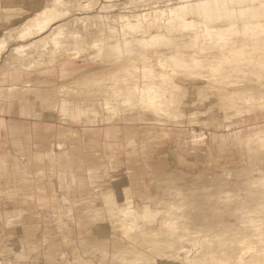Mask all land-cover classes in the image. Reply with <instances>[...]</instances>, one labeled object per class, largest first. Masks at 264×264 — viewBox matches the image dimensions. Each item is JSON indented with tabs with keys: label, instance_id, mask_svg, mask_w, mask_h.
Wrapping results in <instances>:
<instances>
[{
	"label": "rangeland",
	"instance_id": "rangeland-1",
	"mask_svg": "<svg viewBox=\"0 0 264 264\" xmlns=\"http://www.w3.org/2000/svg\"><path fill=\"white\" fill-rule=\"evenodd\" d=\"M199 1L202 0H42V3H48V5L53 6L52 9L55 8L54 10L57 12H60V9L62 8L67 9V14L64 15L61 12L58 19L55 20V22H52L51 26L46 30L42 32H36L34 28V31L32 30L31 32L32 35H28L25 40H18L8 44V46L3 49H0V68L3 67V64H5L6 57L9 54L13 44L24 42V44L30 45V43L33 41L35 44H31L32 46L30 45L29 47L30 55L29 58L25 60L26 67L24 70L30 72L40 69V71L47 72L51 75L55 74L57 76V80H40L28 77L25 80H31L29 83L31 85L29 91L23 93L19 90H12L11 85H7V88H3L5 86L0 88V96L3 94L4 90H6L8 94H20L24 99L21 104L22 114L33 115V105H39L45 113H49V118L53 121L49 120L48 122H52L53 125H65L70 127L84 125L86 127L85 122L73 121L69 117L63 115L57 106L65 97L72 98L74 96L77 98H82L86 96L85 93H87V96H96L98 99H104L106 96H108L110 87L107 85H93L95 91L90 95L88 91H82L81 84L83 82L80 81V79H78L79 81L75 80V78H77L80 74L79 70H76V72L73 73L70 72L69 69L71 67L64 65V62L73 60V58L77 57L76 55L79 53L89 52L94 54L97 52V50L92 48L85 50L83 43L79 41L70 42L68 37L63 36L61 38L62 51L60 53L55 52L57 48L52 50V48H49L42 41L43 37L49 32L53 25L55 26L58 22H64L66 19H69L71 16H73V14L75 15L77 13H82L84 15L85 13H83V11L85 10L82 8L86 4L90 5L91 7L93 5H97L98 7L96 11H99L103 5L107 6V8L103 11L105 16L106 14H127L128 16H131L130 10L132 8L128 7L131 5H136V10L132 11L133 15L147 13L154 10H160V12L163 13V10H165V17L169 18L172 16L168 14L170 9L176 8L178 5L188 4L190 2L196 3ZM249 1L255 0H248L247 2ZM36 3H40V1L0 0V13L3 14L0 15V21L5 22L7 19H14L18 15H22L29 10L34 11L35 6H37ZM260 3H263V5L257 10V12H259L257 16H254L251 11L249 12V10L243 13L239 10L229 9V16L226 20H222L221 17H217L214 22L209 21L212 26L214 24L218 25L215 26L216 34H213L212 41L219 44L226 42L225 48L227 49H229L231 43L234 41V43L238 44V48L244 52L246 57H249V59H247L249 60L247 61L248 64L236 65L221 63L219 65L218 72L211 75L209 83H206L207 80H204L203 78H194L189 76L183 78V76H180L178 73L173 79L166 80L163 82V84L160 83L159 85L167 90L166 93L170 94L173 99H177L176 102L171 104L172 113L176 112L177 114V108L182 107L187 111L194 110L195 114L193 115L200 119L210 118L211 113L212 115H216L219 118L222 117L223 119L226 112H233L227 110V108L232 105H236L242 108L239 112L235 111L234 113L249 114V116H247L248 118H251V116L255 117L264 115V112L255 113V111L252 109L257 102L264 101V37H259L264 36V26L255 30L250 29L247 31H245L243 27L244 22H249L251 26L264 24V17H262L264 15V0H260ZM109 4H113L114 7H110ZM223 8L224 5H221L220 9ZM23 16L25 17V21H27L26 24H28L35 18L36 14L32 12ZM202 16L203 15L197 11L193 13L187 12L184 18L193 20L196 24L185 26L184 28L182 26L181 29L180 27H176V31L167 32L169 34H167L169 38L178 39L182 36L180 31H184V40L180 44H182L181 50L187 52L188 55L194 53L195 55L201 56L203 53L197 43L210 37L208 31H206L203 26ZM135 19L136 18L133 17V20ZM256 19L261 20L257 21L256 23L254 22ZM229 20L235 22L237 32L231 39L228 36L227 40L222 38V33L219 29L225 28ZM120 24L121 22H119V25ZM136 30L138 31V29ZM131 32L135 33L134 30H131ZM225 33H229L228 30L225 31ZM0 34H4V32L1 31ZM248 34H255L257 37L252 38L249 37ZM194 35H196L195 38H193ZM134 37L135 36H131L129 39H133ZM121 40L123 41V39ZM192 41L194 42L191 43ZM208 41L210 40L208 39ZM154 44V47L149 48V50L147 49L148 56H150L151 59H155V57H157V53L167 56L172 51L176 50L173 47L170 48L167 43H161L157 45V42ZM139 47L140 45L133 47L135 49L134 53L140 52L138 51ZM47 51L51 52H48L49 55L47 58L37 57L38 54L44 56ZM108 51L109 49L106 48L104 54H107L103 57L105 64L100 68L102 70H107L109 67H111L112 70H114V67H116L118 70L122 71V68L119 67L120 61L116 60V58H119L120 55L128 56L129 54L124 51L121 54L119 53L120 51H114L113 54L110 53L109 60H114V62H111L110 64L109 61H106ZM86 61L94 62L90 59ZM165 61L167 63H171L168 56ZM95 64H98V62ZM18 65H15L14 67H17ZM237 66H243V68ZM100 68L97 70H100ZM169 68L170 67H167V69ZM242 69H246V73L243 72ZM8 70L10 69L8 66H6L5 72ZM97 70H94V72H96L94 77H105V73L98 74ZM255 70H259V72L263 73L261 79H254L250 77ZM63 71L66 72L65 75H62ZM137 71L141 72L142 69ZM20 72L21 73L14 75V77L16 79L21 78L23 81L25 77L24 75L27 74H22V71ZM157 78L161 79V77ZM6 79L7 78L4 80ZM172 80L179 82L182 85V89L184 91L174 87L173 83L171 82ZM257 80H262V82ZM25 98H29L30 100L33 98L34 100H31L33 105L28 101V99ZM36 99L40 101L38 105ZM205 108H207V112L201 111V109L203 110ZM248 109L251 110L247 112ZM147 112L149 111H144L140 114L145 115L146 118H148L147 115H149V117L152 119L159 115L160 117H165L166 122L169 124L187 125L191 126V128L194 127L197 131L194 135V138L196 139V145L199 147L204 145L207 146L206 142L207 138L209 137L208 133L206 132L207 129H213V132L218 134V130L213 128L212 125H207L203 122L200 123L202 125L199 123H191L190 117L187 115L173 116L167 112H161L157 115L155 114L154 116V113ZM224 119L223 121L228 120ZM43 120L47 119L44 118L40 121ZM238 120L239 118L234 115L232 122H236ZM260 121L261 119H259L257 122ZM23 122V125L34 126V121L31 118L24 119ZM253 123L254 122H251V125ZM200 128L203 130L201 131ZM239 129H241V124L231 127L230 132H235ZM152 131H150L149 134H145L143 137L147 138L149 136H153ZM261 133L264 136V129ZM69 135L74 138L76 133L72 130H67L64 137H67L68 139ZM110 136V134H105V138H109ZM216 138L218 137L216 136ZM87 139L90 141H95L92 137H88ZM133 142H136V140H131L127 143V146H131L133 149L136 148V143ZM62 145L63 143L60 141L58 146L62 147ZM190 145L192 152L198 157V161H203L204 158L202 154H205V150L201 148L199 154L194 151L193 144L191 142ZM234 148L235 150H229L231 153L230 156H227V159H229L227 163L229 164H226L227 167L223 170V166L199 168L191 173L180 170H169L163 172L162 174L150 176V181L148 182L150 191H147L146 185L141 184L144 186V188L140 191L144 192L140 193L139 195H152L153 197L150 199L151 202L155 204H165H158L159 206H154L151 208V210L160 209L162 210V213H168L169 211H177V209L181 206L180 211L187 216V222L184 225V227L187 229L181 231L184 234V237L183 239L179 238V241H176V245L178 244L177 247L185 246L183 249L184 251L182 249L180 250L181 252L179 257L181 259L175 254L169 252V249L171 248L167 246V243L171 241L172 238L167 237V234L160 236L157 235L154 239L149 237L147 240L142 237H134V240L132 241H127V239H122L120 236H117V230L122 225L132 224L129 220L128 211L139 210V207L136 206V198L139 197V195L134 196L135 186L131 187L128 183H124V186L119 190L121 192L117 193L115 183L95 182L94 179H99L96 176L97 173L93 175V178L90 177L88 179L90 181L86 180V182H80L79 180L72 178V180H69V182L65 183L64 185L61 182L57 184H46L43 179L44 177L41 176L40 179L43 181V183L42 185H39V183L35 181L37 178L33 177L32 174L36 175L37 171L46 167L27 166L26 169L30 173H24L23 181L20 183L17 181L18 178L15 175L14 180L10 182H4V176H0V179L2 180V182H0L1 192H4L1 190L3 187H8L10 185L12 188H14L15 185H20L21 187L25 188L23 191H21V193L19 191L16 194H8L5 192L6 198L0 200V204L3 205L4 208L3 210H0L1 217L5 215V210H8L10 211L11 216L14 218L13 220L11 217V223H8L7 221L5 223V219H3V217L0 218V261H2V264H190L187 260H185L186 258L184 257L183 252L185 253V251L190 249L194 241L199 239L201 240L204 236H207L208 238L210 237V239H213V244L211 246L212 249H218L219 242H230L240 237L238 231L248 226V224L243 221L244 214H242L245 203L255 205L258 201H260V204L254 209L250 210V213L254 215V212L264 216V188L256 189L257 191H255L254 194L246 192L245 195L240 199L236 196H233L234 194H232L231 197L224 192L227 188L232 187V189H234L235 185L230 184L228 186V181L226 185V182L222 180V178L225 176H230L232 177L231 180H235L233 175L245 169L250 175H261L262 173L258 170L260 169V165H256L259 160L255 157H260L264 161V145L259 143L258 140H255L254 142L249 143L247 146ZM52 153L55 154L53 151ZM135 154L140 156L141 152H135L134 155ZM6 159V156L3 158L0 157L1 164L9 165L10 162H13V165L9 166L13 170L15 162L12 160L6 161ZM262 167L263 165L261 168ZM91 171L94 170H90L89 167L86 170V173L92 176L88 173ZM101 173L106 174L107 170L101 171L99 169L98 175ZM130 173L135 175L137 174L135 170L131 172V170L124 169L123 167H113L111 168L110 176L108 177L121 179ZM104 177L105 175L102 176V178ZM63 186L67 189L68 194L70 195L77 193V186L81 188L80 190L83 191L86 196H91V192L94 191L95 198H91L90 202L85 203V205L82 206V213L73 215L74 211L72 207H69L68 211L66 212H64L62 209H59L58 213L55 212L56 216L53 217L55 219V229H52V232L49 233L53 242L42 246V243L37 244L36 241L37 235L40 231V224L38 223L39 220H36V218L39 217L37 215L31 214L28 210L29 208L26 205H28V202L30 201L29 198L25 197L21 199L20 197L21 195L32 197V192L36 191L38 192V203L41 205H50L51 201L53 202L54 199H46L45 193L48 190L52 192L56 191L57 187L62 189ZM86 196L82 198L84 202H86L88 199ZM121 200L127 203L129 207L128 210L121 206ZM64 201H69L70 203L71 199H64ZM58 202L62 204V200H59ZM55 204L56 202L54 201V205ZM172 204H176V206H170ZM32 206L35 207L34 202ZM67 218L70 219V222L66 220ZM143 225L147 227L148 230H153L154 227L159 229V227L162 226V222L158 219L146 220ZM247 231L250 232L251 229H247ZM178 234V232H175V235ZM262 236V233L257 232L254 238H261ZM158 240L163 242L159 244H152L148 248H144V242L150 241L153 243L157 242ZM246 247L247 249L245 250V254L253 253L256 248V246H251L250 244H247ZM207 248L209 247H202L201 245L197 246L196 253H194L192 256L194 260L191 264L204 263L205 255L203 254V251ZM20 249L26 250L28 253H17V251ZM8 251L11 253L8 254ZM114 252L115 255H112Z\"/></svg>",
	"mask_w": 264,
	"mask_h": 264
},
{
	"label": "bare ground",
	"instance_id": "bare-ground-1",
	"mask_svg": "<svg viewBox=\"0 0 264 264\" xmlns=\"http://www.w3.org/2000/svg\"><path fill=\"white\" fill-rule=\"evenodd\" d=\"M39 1L40 3H36L37 6H35L34 11L29 10L22 15H18L14 19H7L5 22L0 21V33L1 31L4 32V34H0V49H3L8 46V44H11L18 40H25L28 35H32L31 32L34 28L36 32H42L46 30L51 26L52 22H55V20L58 19L61 12L64 15L67 14V9L62 8L60 9V12H57L56 10H54L55 8L52 9L53 6H49L48 3H42V0ZM247 1L248 0H202L196 3L190 2L188 4L178 5L176 8L170 9L168 11V14L172 16L169 18L165 17V10H163V13H161L160 10H154L147 13L133 15L132 11L136 10V5H131L128 7L132 8L130 10L131 16H128L127 14H106L105 16L103 14V11L107 8V6L103 5L99 11H96L98 7L97 5H93L92 7L88 4L84 5V7L82 8L83 10H85L83 11V13H85L84 15L82 13H77L75 15L73 14V16H71L69 19H66L64 22H58L55 26L53 25L49 32L43 37L42 41L49 48H52V50H55V48H57L55 52L59 53L62 51L61 38L63 36L68 37L70 42L79 41L83 43V45L85 46V50L89 48L97 50V52H95L94 54L89 52L79 53L76 55L77 57L73 58V60L64 62V65L70 66L71 68L69 69V71L72 73L76 72V70H79L80 74L77 78H75V80L79 81L78 79H80V81L83 82L81 84L82 91H88L90 95L95 91L93 85L98 84L101 86L107 85L108 87H110V92L104 99H98L96 98V96H87V93H85L86 96L80 98L82 100H85L86 98L88 99V101L85 100L86 102L84 103L78 102V100L75 101L71 97H65L57 107L60 109L63 115L69 117L73 121L85 122V128L88 130H93L95 123L97 122H100V124L106 122L110 123L113 120H121L128 115L133 116L132 119L146 121L147 118L145 117V115L140 114L144 111L154 113V116L155 114L157 115L161 112H167L173 116L187 115L190 117L191 123L200 124L201 122H203L207 125H212L213 128L217 129L220 133H218V138H220V142L218 145L222 146L223 148L247 146L249 143L254 142L255 140H258L259 143L264 145V136L261 133L264 129V115L255 117L251 116V118H248L247 116H249V114L234 113L235 111L239 112L242 108L236 105H232L227 108V110L233 112H226L224 116L225 119H228L226 121H223L224 118L222 119V117L219 118L216 115H212V113L210 118L200 119L197 116L193 115L195 114L194 110L187 111L182 107L177 108V114L176 112L172 113L171 104L176 102L177 99H173L170 94L166 93L167 90L159 85L160 83L163 84V82H165L166 80L173 79L177 73L180 76L182 75L183 78H186L188 76L194 78H203L204 80H207L206 83H209L211 75L218 72L219 65L221 63L236 65L248 64L247 61L249 60L247 59H249V57H246L244 52L238 48V44L234 43V41L233 43H231L229 49L225 48L226 42L219 44L212 41L213 34H216L215 26L218 25L214 24L212 26L209 22H214L217 17H221L222 20H226L229 16L228 10H236L232 7L234 3ZM260 4L261 5L259 7H252L251 9L244 8L240 9L239 11L245 13L249 10V12L251 11L254 16H257L259 14L257 10L263 5V3ZM221 5H224L223 9H220ZM109 6L114 7L113 4H109ZM195 11L203 15V26L210 35V37L208 38L210 41H208V39H204L197 43L203 53L201 54V56L195 55L194 53L188 55L187 52L181 50L182 44L180 43H182L184 40V31H180L182 33V36L178 39L169 38L167 36V32L176 31V27H180L181 29L182 26L184 28L185 26L195 25L196 23L193 20L184 18L187 12L193 13ZM32 12L35 13L36 16L31 22L26 24L27 21H25V17L23 15ZM0 15L3 14L0 13ZM133 17H135L136 19L133 20ZM262 17H264V15ZM260 20L261 19H256V21L254 22L257 23V21ZM119 22H121L120 25ZM263 26L264 24L251 26L249 22L243 23L245 31L250 29L255 30ZM136 29H138V31ZM131 30H134L135 33L131 32ZM219 30L222 33V38H225L227 40L228 36L231 39L237 32L235 22L231 20L228 21L225 28H221ZM227 30L229 33H225V31ZM131 36L135 37L133 39H129V37ZM248 36L252 38L257 37L255 34H248ZM195 37L196 35H194L193 38ZM259 37L263 38L264 36ZM121 39H123V41ZM157 42V45L161 43H167L170 48L173 47L176 49L172 52L170 51L171 53L169 52L170 54L167 55L171 63H167L165 61L167 58V56L165 55L157 53V57H155V59H151L150 56H148L147 49L149 50V48L154 47V43ZM193 42L194 41H192L191 43ZM33 43L34 42L32 41L30 45ZM30 45L24 44V42L13 44L9 54L6 57L5 64H3V67L0 68V75L5 73L6 66H8L9 69L12 70L15 68H17L16 70L18 71L20 69V71L24 70L26 67L25 60L28 59L30 55ZM138 45H140L138 49V51L140 52L134 53L135 49L133 47ZM106 48L109 49L106 61H109L110 64L111 62H114L113 59L109 60L110 53L113 54L114 51H120L119 53L121 54L124 51L129 54L128 56L120 55V59L116 58V60L120 61L119 67L122 68V71L118 70V68L116 67H114V70H112L111 67H109L107 70H102L100 68L105 64V60L103 59V57L107 54H104ZM48 52L51 53L50 51H47L44 56L38 54L37 57L47 58L49 55ZM130 53L135 55H131ZM89 59L94 62H87L86 60ZM97 62L98 64H95ZM15 65L18 66L14 67ZM88 66H91V68L87 71H80L84 67ZM167 67L170 68L167 69ZM237 67L243 68V66ZM99 68L100 70H97ZM139 69H142V71L138 72L137 70ZM246 69H242L243 72L246 73ZM94 70H97L98 74L105 73V77H94V74H96ZM250 70L252 71L251 68ZM253 72L254 73L250 76L251 78L261 79V77L263 76V73L259 72V70H255ZM65 73L66 72L63 71L62 75H65ZM23 74L26 73L23 72ZM157 77H161V79ZM30 81L31 80L28 79L23 80L21 84H13L11 85V89L19 90L23 93L29 91L31 86L29 84ZM257 81L262 82V80ZM171 82L173 83L174 87L180 89L181 91H184L182 89V85L179 82H176L174 80H172ZM95 99L97 100V103L95 102ZM263 105L264 101H259L252 109L255 111V113H262L264 112ZM11 108L12 107L8 105L7 111H10ZM249 110L251 109H248L247 112H249ZM100 111L102 113H100ZM201 111L207 112V108L203 110L201 109ZM100 114L102 115L100 116ZM234 115L239 118V120L236 122H232V118ZM155 118L153 119L157 122L166 121L165 117H160L159 115L157 117L155 116ZM259 119H261V121L257 122ZM251 122L254 123L251 125ZM237 124H241V129L235 132H230V128ZM202 130L203 129H201V131ZM196 132L197 131L195 130V128L192 127L188 138L189 141L193 144L194 151L200 154L201 147L196 145V139L194 138ZM152 133L153 136L165 137L167 135V130L165 131L164 127L160 129L155 128L153 129ZM109 134H111L110 130L106 131V135ZM71 138L72 136L69 135L68 139ZM86 141L94 143V141H90L88 139ZM48 156L52 161V166L49 168H41L36 172L39 185H42L43 183V181L40 179L41 176H45L46 174H55L60 176L63 173L62 169L56 166V154L52 153L51 151ZM134 157L139 158L140 156L135 154ZM41 158L42 157H39L38 159ZM255 158L259 160L256 165H260V169L258 170L262 173L261 175H250L245 169L233 175L235 177V180H231L232 177L230 176H225L224 178H222V180L226 182V185L227 181L228 186L230 184L235 185L234 189H232L231 187L227 188L224 191L226 194H228V196L234 194L233 196L241 199L246 192L254 194L255 191H257L256 189L264 188V161L260 157ZM6 161H8V159H6ZM262 165L263 167L261 168ZM27 166L28 165H22L21 163L16 161L14 163V169L12 170L9 165H2L0 162V176H4V182H10L14 180L15 175L18 178L17 181H19L20 183L21 181H23V174L30 173L26 169ZM226 167L227 166L224 165L222 170ZM90 170L94 171L88 172L89 174L93 176L95 175V173H97L96 176H98V168L90 167ZM79 181L86 182V179L82 178L79 179ZM124 183L126 184V182L116 183L117 193L121 192L119 190L124 186ZM134 186L135 185L132 184L131 187ZM24 189L25 188L21 187L20 185H15L14 188H12V186L10 185L8 187H3V189L1 190L4 191V193L6 192L8 194H16L18 193V191L21 193V191H23ZM140 192V190L134 188V196H138ZM152 197V195H139V197H135L137 202L136 206L139 207V210L128 211L129 220L132 224L122 225L117 230V236H120L122 239H127V241H132L134 240V237H142L147 240V238L149 237L154 239L157 235L160 236L167 234V237L172 238V240L167 243V246L172 249H169V252L175 254L178 258H180V250H183L185 246L177 247L178 244L176 245V241L179 238L183 239L184 237V234L181 231L187 229L184 227L187 222V216L180 211L181 206L177 209V211H169L168 213H162V210L160 209L151 210V208H153L154 206H159L158 204H160L151 202L150 199ZM259 202L260 201H258L255 205H251L250 203L244 204V211H242V214H244L243 221L247 223L248 226L238 231L240 237H237L239 238L230 242L221 241L218 243V249H212L211 246L213 244V239L204 236L201 240L199 239L194 241L191 248L185 251V253L183 252L184 257L186 258L185 260H187L191 264L194 260L192 256L194 253H196L197 246L201 245L202 247H209L203 251V254L205 255V262L202 264H264V216L254 212V215L250 213V210L254 209L257 205L260 204ZM121 206L124 207V209H129L127 203L122 200ZM170 206L174 207L176 206V204H172ZM2 217L3 219H5V223L6 221L8 223H11L12 216L10 211L5 210V215ZM2 217L0 215V218ZM153 219L160 220L162 222V226H160L159 229H156L157 227H154L153 230H148V228L143 224L146 222V220ZM247 229H251V231L248 232ZM175 232H178L179 234L175 235ZM257 232L262 233L263 236L261 238H254ZM161 242L163 241L158 240L157 242L153 243L150 241H146L143 243V245L144 248H148L152 244H159ZM247 244L256 246L253 253L245 254ZM10 253L11 252H9L8 254ZM17 253L27 254L28 251L20 249L17 251ZM112 255H115V252ZM121 258L123 259L122 256ZM0 264H2V261H0Z\"/></svg>",
	"mask_w": 264,
	"mask_h": 264
},
{
	"label": "crops",
	"instance_id": "crops-1",
	"mask_svg": "<svg viewBox=\"0 0 264 264\" xmlns=\"http://www.w3.org/2000/svg\"><path fill=\"white\" fill-rule=\"evenodd\" d=\"M260 0L249 1V2H237L232 5L236 10L244 8L259 7ZM91 66L84 67L81 72H85L90 69ZM10 69L4 74L0 75V88H7V85L21 84V78L16 79L14 75L21 73L20 70ZM24 80L28 77L33 79H51L57 80L55 74L51 75L47 72L40 71V69L27 71L22 70ZM13 76V77H11ZM7 78L6 80H4ZM5 84V85H3ZM33 105L31 98H25ZM75 101L84 103L88 101L86 98L82 100L77 97H72ZM24 99L18 93L8 94L4 90L0 96V157H7L9 161L19 162L22 165H28L29 167H41L44 166L49 168L52 166V161L48 154L51 151L55 152L56 166L62 169V174H46L43 176L46 184L62 183L63 185L69 180L73 179H86L90 176L86 173V170L91 168H98L101 171L107 170L106 174L101 173L94 179L97 183H119L126 182L130 186L135 184L136 189L143 190L146 185L147 191L149 188L150 176L162 174L169 170H180L184 172H194L199 168H206L210 166H224L229 159L231 149L235 150L234 147L223 148L218 145L220 138L215 132L207 129L209 137L207 138V146H201L205 150V154H202L204 160L199 162L198 157L191 150L189 141V134L191 132V126L169 124L166 121L160 122L150 118L149 115L146 121L139 119H132L133 116H125L121 120H113L112 122L95 123L93 130H88L84 125L82 126H65V125H53L50 120L49 113H45L38 105L40 102L37 100V105H33V115H25L21 113V104ZM97 103V100L95 99ZM7 105L12 108L7 111ZM100 113H102L100 111ZM102 114H100L101 116ZM138 115V114H136ZM99 116V117H100ZM31 118L33 119V125H23V120ZM47 119L40 121L42 119ZM53 121V120H50ZM41 125H40V124ZM145 126V127H144ZM237 126V125H236ZM239 126V125H238ZM165 128L167 135L161 136H149L144 138L145 134H149L155 128ZM198 128V126H197ZM67 130H72L76 133V136L71 139L64 137ZM110 130V137L105 138L106 131ZM61 136V137H60ZM88 137L94 138V143L86 141ZM131 140H136V148L128 147L127 143ZM62 142V147L58 146L59 142ZM135 152H141L139 158L134 157ZM236 155V154H234ZM42 157L41 159H38ZM13 165V162L9 163V166ZM123 167L129 169L131 172L136 171L135 174H128L123 178H109L111 168ZM33 177L38 178L32 174ZM105 175L104 178L102 176ZM93 180V181H94ZM38 182V180H35ZM90 181V180H88ZM0 182L2 180L0 179ZM142 184V185H141ZM79 186L76 187L77 193L68 194L67 189L63 186L62 189L58 188L56 191L48 190L45 193L46 199H54L50 205H41L38 203V192L33 191L32 197L27 195H21V199L29 198L28 210L31 214L37 215L39 218L40 231L37 235V244L42 246L47 245L51 240L49 235L52 229H55V212L58 213L59 209L64 212L68 211L69 207L73 208V215L82 213V206L85 203L91 201V198H95L94 191L91 192V196H86L83 191L80 190ZM139 192V191H138ZM144 192V191H143ZM140 192V193H143ZM2 193V194H1ZM88 197L87 201L84 202L82 198ZM6 198L5 193L0 191V200ZM64 199H71L65 202ZM62 200V204L58 201ZM82 200V201H81ZM54 201L56 204L54 205ZM34 202V206H32ZM36 202V203H35ZM3 205L0 204V210H3ZM70 222V219H66Z\"/></svg>",
	"mask_w": 264,
	"mask_h": 264
}]
</instances>
